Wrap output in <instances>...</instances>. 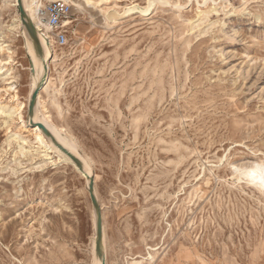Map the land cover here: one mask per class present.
<instances>
[{
    "label": "rangeland",
    "instance_id": "374dc122",
    "mask_svg": "<svg viewBox=\"0 0 264 264\" xmlns=\"http://www.w3.org/2000/svg\"><path fill=\"white\" fill-rule=\"evenodd\" d=\"M91 1L40 94L94 173L107 264H264V195L231 172L264 160V0ZM18 8L0 0V264H91L85 181L17 113L37 67Z\"/></svg>",
    "mask_w": 264,
    "mask_h": 264
},
{
    "label": "bare ground",
    "instance_id": "6f19581e",
    "mask_svg": "<svg viewBox=\"0 0 264 264\" xmlns=\"http://www.w3.org/2000/svg\"><path fill=\"white\" fill-rule=\"evenodd\" d=\"M9 1L12 2V5L15 8L19 7L18 0H9ZM53 1H57V0H21V5L23 7L24 12L26 13V17H28V19L34 26L36 33V41L29 34L25 24L23 23L20 9L18 8V10H16L15 12V20L18 23V25L22 28V34L25 37V39L28 41L27 51L34 59V61H37L36 64L37 67L35 69V73L33 75L30 74V82H29V89L27 93L26 102L21 103L17 106V113L18 116L20 117L24 107L27 106L28 108L29 102L31 100V96L33 95V93L37 91L33 110L30 113L27 121L29 128L31 129V131L35 133L34 135H35L36 147H39L42 149L41 151H44L43 155L45 156L46 159H52V157L45 151H52V153H55V155H57L59 158H62L64 162L72 165L81 175V177L84 179L85 185L88 188L90 180L94 178V173L92 171L89 162L81 155L79 150L75 148V146L72 144L73 142L67 136L66 138L63 137L65 135L61 132V130L57 126L48 122L49 121L47 118L48 115H45V113L42 110L43 104L41 105L40 93L41 91H47L50 86L49 63L54 59V54H55V53L53 54L52 46L58 43V41L56 40L51 27L46 22H43L39 18H37L36 10L39 7L43 6L45 3L53 2ZM62 1L69 2L71 6V10L79 13L86 11L89 12L92 10L91 6H96L94 4V2L96 1L92 2L91 0H62ZM149 1H150V5L154 1L161 2V5L163 3V0H149ZM113 4H115V2ZM98 11H100L102 15V17L98 19V23L104 27H110L113 24L117 23L118 18L122 14V13L119 14L120 10H117L115 6H111V5L101 7ZM145 11H147V8L143 10V12ZM95 13H96L95 11L94 12L92 11L88 15L93 18V15ZM67 23H70V21H68ZM6 63L7 61L4 60L3 64ZM4 74H5V70L2 66H0V75H4ZM14 83H15L14 79L6 80L5 82L6 90L16 91V86ZM1 112L3 113L4 111L1 110ZM231 172L233 178L236 181H244L245 182L244 184H246L248 187L252 188L253 190L257 191L260 197L264 195V184L261 183V176L262 173H264V160L257 159L245 163L233 164L231 167ZM94 195L97 199L95 190H94ZM93 211L95 215V221L93 228V238H94L93 251H92L93 259L91 264H107V248L105 242V235L103 231L101 233L102 240H100L101 253L99 254L96 250V243L99 238L97 234V212L94 206H93ZM154 249L153 251H155ZM146 258L152 259L153 256L150 252H148V256Z\"/></svg>",
    "mask_w": 264,
    "mask_h": 264
},
{
    "label": "built area",
    "instance_id": "2783aa9c",
    "mask_svg": "<svg viewBox=\"0 0 264 264\" xmlns=\"http://www.w3.org/2000/svg\"><path fill=\"white\" fill-rule=\"evenodd\" d=\"M71 6L69 2L57 0L45 3L36 10V16L46 22L52 29L59 44H64L69 25L72 23ZM70 21V23H67Z\"/></svg>",
    "mask_w": 264,
    "mask_h": 264
},
{
    "label": "water",
    "instance_id": "95a60500",
    "mask_svg": "<svg viewBox=\"0 0 264 264\" xmlns=\"http://www.w3.org/2000/svg\"><path fill=\"white\" fill-rule=\"evenodd\" d=\"M18 6L20 9V13L22 16V21L25 24L29 34L35 39L36 41V33H35V29L33 24L30 22V20L28 19V17H26V13L23 10V7L21 5V0H18ZM36 94L37 91L35 93H33V95L31 96V100L29 102L28 105V110L31 113L33 110V106H34V101L36 98ZM88 191H89V195H90V199L91 202L97 212V234H98V241L96 243V250L97 252L100 254L101 253V249H100V240H101V233H102V217H101V211H100V207H99V203L97 202V199L94 195V189H93V179L90 180L89 186H88Z\"/></svg>",
    "mask_w": 264,
    "mask_h": 264
},
{
    "label": "snow or ice",
    "instance_id": "6c2138e0",
    "mask_svg": "<svg viewBox=\"0 0 264 264\" xmlns=\"http://www.w3.org/2000/svg\"><path fill=\"white\" fill-rule=\"evenodd\" d=\"M254 175V173H253ZM261 183L264 184V173H262V176H261Z\"/></svg>",
    "mask_w": 264,
    "mask_h": 264
}]
</instances>
